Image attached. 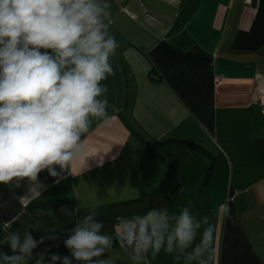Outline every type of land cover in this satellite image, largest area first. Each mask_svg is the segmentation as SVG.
Wrapping results in <instances>:
<instances>
[{
  "label": "crops",
  "instance_id": "0c3cea01",
  "mask_svg": "<svg viewBox=\"0 0 264 264\" xmlns=\"http://www.w3.org/2000/svg\"><path fill=\"white\" fill-rule=\"evenodd\" d=\"M108 3L110 31L120 45L112 58L115 75L103 82L110 119L91 118L81 136L83 157L60 177L40 173L38 197L26 181L19 188L0 184V238L3 222L15 218L9 231L44 237L34 254L68 255L63 240L77 219L95 210L114 238L105 258L134 264L131 250L115 242L119 220L132 216L110 205L163 195L162 175L169 172L179 188L164 208L190 206L214 225L208 264H264V110L257 102L264 91V0ZM225 202L232 221L219 208ZM141 264L184 260L161 252Z\"/></svg>",
  "mask_w": 264,
  "mask_h": 264
},
{
  "label": "clouds",
  "instance_id": "9594fccd",
  "mask_svg": "<svg viewBox=\"0 0 264 264\" xmlns=\"http://www.w3.org/2000/svg\"><path fill=\"white\" fill-rule=\"evenodd\" d=\"M109 8L108 0H0V184L19 188L26 181L38 197L40 173L60 177L83 157L81 136L91 118L110 119L103 82L115 75L112 58L120 45L110 31ZM220 207L232 221L230 204ZM60 211L71 214L67 206ZM14 222H3L0 264H112L105 254L114 238L95 210L70 229L63 256L50 249L34 254L44 237L9 231ZM119 229L115 242L131 250L134 264L161 252L175 261L182 255L184 264H208L215 231L209 217L190 206L150 208L121 218Z\"/></svg>",
  "mask_w": 264,
  "mask_h": 264
},
{
  "label": "trees",
  "instance_id": "16d2710c",
  "mask_svg": "<svg viewBox=\"0 0 264 264\" xmlns=\"http://www.w3.org/2000/svg\"><path fill=\"white\" fill-rule=\"evenodd\" d=\"M205 83L208 91H211L214 86V78L212 77V73L210 71H207L205 74ZM168 142L170 143L171 141ZM164 143L165 142H161L159 144L155 143L153 144V146H158ZM180 143L188 142L180 141ZM190 146L199 150V147L195 146L194 144H190ZM162 184L164 185L166 190L161 196L138 198L114 203L110 206L113 207L117 211V213L122 216L142 215L146 213L150 208H164L172 193L179 188V185L174 175L169 172L162 175Z\"/></svg>",
  "mask_w": 264,
  "mask_h": 264
},
{
  "label": "built area",
  "instance_id": "2783aa9c",
  "mask_svg": "<svg viewBox=\"0 0 264 264\" xmlns=\"http://www.w3.org/2000/svg\"><path fill=\"white\" fill-rule=\"evenodd\" d=\"M257 102L261 105L262 110H264V91H260Z\"/></svg>",
  "mask_w": 264,
  "mask_h": 264
},
{
  "label": "rangeland",
  "instance_id": "374dc122",
  "mask_svg": "<svg viewBox=\"0 0 264 264\" xmlns=\"http://www.w3.org/2000/svg\"><path fill=\"white\" fill-rule=\"evenodd\" d=\"M149 196V195H148ZM144 197H147V196H144Z\"/></svg>",
  "mask_w": 264,
  "mask_h": 264
}]
</instances>
